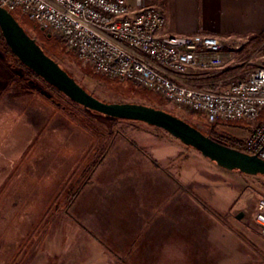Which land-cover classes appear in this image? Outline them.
I'll use <instances>...</instances> for the list:
<instances>
[{
  "label": "rangeland",
  "instance_id": "1",
  "mask_svg": "<svg viewBox=\"0 0 264 264\" xmlns=\"http://www.w3.org/2000/svg\"><path fill=\"white\" fill-rule=\"evenodd\" d=\"M13 14L98 98L162 108L205 133H250L247 121L212 127L161 93L96 73ZM263 44L251 36L196 85L247 76L264 64ZM261 200L264 176L222 167L163 128L73 104L0 40V264H264Z\"/></svg>",
  "mask_w": 264,
  "mask_h": 264
},
{
  "label": "built area",
  "instance_id": "2",
  "mask_svg": "<svg viewBox=\"0 0 264 264\" xmlns=\"http://www.w3.org/2000/svg\"><path fill=\"white\" fill-rule=\"evenodd\" d=\"M59 38L83 65L110 79L163 94L206 122L251 123L243 150L264 159V64L226 86H197L250 36L161 33L164 13L152 0H0ZM264 56V44H263ZM264 229V200L256 215Z\"/></svg>",
  "mask_w": 264,
  "mask_h": 264
},
{
  "label": "water",
  "instance_id": "3",
  "mask_svg": "<svg viewBox=\"0 0 264 264\" xmlns=\"http://www.w3.org/2000/svg\"><path fill=\"white\" fill-rule=\"evenodd\" d=\"M0 28L11 51L23 64L84 108L107 117L155 125L196 148L222 167L247 174L264 175L263 158L216 141L197 126L167 110L143 103L107 102L98 98L50 56L15 15L1 5ZM48 35L51 36V33Z\"/></svg>",
  "mask_w": 264,
  "mask_h": 264
},
{
  "label": "crops",
  "instance_id": "4",
  "mask_svg": "<svg viewBox=\"0 0 264 264\" xmlns=\"http://www.w3.org/2000/svg\"><path fill=\"white\" fill-rule=\"evenodd\" d=\"M164 13L161 33L218 37L264 33V0H152Z\"/></svg>",
  "mask_w": 264,
  "mask_h": 264
},
{
  "label": "trees",
  "instance_id": "5",
  "mask_svg": "<svg viewBox=\"0 0 264 264\" xmlns=\"http://www.w3.org/2000/svg\"><path fill=\"white\" fill-rule=\"evenodd\" d=\"M46 35V38L49 40L51 39L49 36H48V33L45 34ZM264 35V33H262L260 36ZM259 36V35H258ZM0 40H2L5 45L10 49V47L8 46L3 34H2V31H1V28H0ZM47 40V41H48ZM45 50V49H44ZM11 51V49H10ZM46 51V50H45ZM15 55V54H14ZM16 56V55H15ZM17 57V56H16ZM18 59V58H17ZM19 60V59H18ZM20 61V60H19ZM21 62V61H20ZM22 63V62H21ZM23 64V63H22ZM27 69L28 71L31 73V75L39 80H42L44 81L47 85H49L53 90L57 91V92H60L62 93L58 88H56L55 86L49 84L46 80H44L41 76H39L37 73H35L32 69H30L29 67H27L25 64H23ZM78 81V80H77ZM79 82V81H78ZM64 94V93H62ZM65 95V94H64ZM71 100V99H70ZM73 104H76V105H79L77 104L76 102H74L73 100H71ZM81 108L87 110V111H90V112H95V111H92V110H89L87 108H84L83 106L79 105ZM97 113L98 115H101V116H104L103 114L101 113H98V112H95ZM109 118H113V117H109ZM113 119H117V118H113ZM212 127H213V124H212ZM204 132V131H203ZM208 134L211 138L215 139L216 141H219L221 143H224L226 145H230L232 147H235L237 149H240V150H243V146H242V139H239V138H236L234 136H229V135H223V134H215V133H206ZM243 173V172H242ZM261 176H264V175H261Z\"/></svg>",
  "mask_w": 264,
  "mask_h": 264
}]
</instances>
